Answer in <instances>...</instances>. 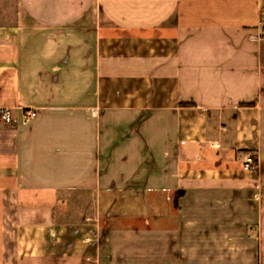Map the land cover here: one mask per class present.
Masks as SVG:
<instances>
[{"label": "crops", "instance_id": "obj_1", "mask_svg": "<svg viewBox=\"0 0 264 264\" xmlns=\"http://www.w3.org/2000/svg\"><path fill=\"white\" fill-rule=\"evenodd\" d=\"M0 108V264H264V0H0Z\"/></svg>", "mask_w": 264, "mask_h": 264}, {"label": "built area", "instance_id": "obj_2", "mask_svg": "<svg viewBox=\"0 0 264 264\" xmlns=\"http://www.w3.org/2000/svg\"><path fill=\"white\" fill-rule=\"evenodd\" d=\"M24 116L26 118H33L35 117V112L34 111H25ZM0 121L5 124L9 125L12 121L11 114L9 110L0 108ZM243 171H255L257 169V159L254 155H249L245 158L243 166H242Z\"/></svg>", "mask_w": 264, "mask_h": 264}, {"label": "rangeland", "instance_id": "obj_3", "mask_svg": "<svg viewBox=\"0 0 264 264\" xmlns=\"http://www.w3.org/2000/svg\"><path fill=\"white\" fill-rule=\"evenodd\" d=\"M162 213H163V211H162V209L160 208L159 214H162Z\"/></svg>", "mask_w": 264, "mask_h": 264}]
</instances>
